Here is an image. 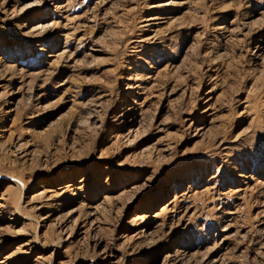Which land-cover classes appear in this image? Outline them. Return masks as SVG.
Here are the masks:
<instances>
[{
    "label": "rangeland",
    "instance_id": "1",
    "mask_svg": "<svg viewBox=\"0 0 264 264\" xmlns=\"http://www.w3.org/2000/svg\"><path fill=\"white\" fill-rule=\"evenodd\" d=\"M110 261L264 264V0H0V264Z\"/></svg>",
    "mask_w": 264,
    "mask_h": 264
},
{
    "label": "bare ground",
    "instance_id": "2",
    "mask_svg": "<svg viewBox=\"0 0 264 264\" xmlns=\"http://www.w3.org/2000/svg\"><path fill=\"white\" fill-rule=\"evenodd\" d=\"M27 188H26V186H24L23 185V187H22V191H23V193H24V191L26 190ZM22 197H23V194H22ZM145 233L146 232V230H143V231H141V233ZM99 261H108V258H107V256L106 255H103V256H101V259H99ZM115 262H112V261H110V264H114Z\"/></svg>",
    "mask_w": 264,
    "mask_h": 264
}]
</instances>
